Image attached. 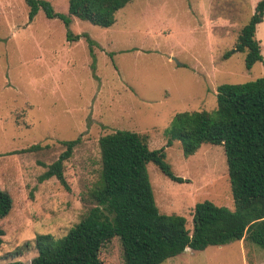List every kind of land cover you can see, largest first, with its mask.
<instances>
[{
  "label": "rangeland",
  "instance_id": "374dc122",
  "mask_svg": "<svg viewBox=\"0 0 264 264\" xmlns=\"http://www.w3.org/2000/svg\"><path fill=\"white\" fill-rule=\"evenodd\" d=\"M48 1L68 13V0ZM257 1L132 0L108 27L73 16L69 30L85 36L69 40L58 17L39 9L30 21L25 0H0V188L13 200L0 220V264H31L38 234L62 237L85 216L100 175L99 139L116 130L146 134L150 149L165 147L173 173L184 179L147 164L160 212L183 215L192 229L197 202L234 209L222 146L204 143L186 157L180 139L167 144V128L179 112H213L219 85L264 77V20L255 34L263 61L248 69L246 51L236 50ZM77 137L64 162L69 189L55 176L41 181L62 141ZM101 256L124 264L119 236ZM161 264H264V249L242 239L185 248Z\"/></svg>",
  "mask_w": 264,
  "mask_h": 264
},
{
  "label": "trees",
  "instance_id": "16d2710c",
  "mask_svg": "<svg viewBox=\"0 0 264 264\" xmlns=\"http://www.w3.org/2000/svg\"><path fill=\"white\" fill-rule=\"evenodd\" d=\"M31 21L39 9L48 18L58 17L67 27L66 37L77 40L85 34L69 30L76 16L108 27L115 14L132 0H68V13L56 12L48 0H25ZM264 20V0H258L250 19L238 34L237 51H246L245 66L263 61L256 28ZM90 40V38L87 36ZM233 50L227 51V58ZM167 144L180 139L183 154H194L204 143L220 145L227 162L234 209L210 200L197 202L192 229L183 215L159 211L147 164L154 163L168 178L182 182L166 160L165 147L150 149L147 135L116 130L99 139V179L88 192L93 202L81 220L62 237L38 234L37 254L31 264H106L103 245L119 236L124 264H161L185 248L202 250L210 245L249 240L264 249V77L218 86L217 106L182 111L173 117ZM80 137L63 140L65 149L39 179L55 176L66 188L64 162L71 157ZM32 145L25 150L39 148ZM13 207L8 191L0 188V220ZM4 230L0 227V246ZM1 264H23L19 260Z\"/></svg>",
  "mask_w": 264,
  "mask_h": 264
}]
</instances>
